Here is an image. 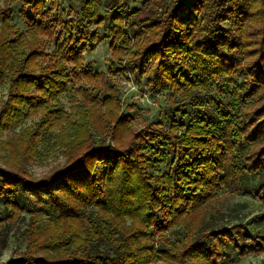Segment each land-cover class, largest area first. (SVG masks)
Returning a JSON list of instances; mask_svg holds the SVG:
<instances>
[{
	"label": "trees",
	"instance_id": "1",
	"mask_svg": "<svg viewBox=\"0 0 264 264\" xmlns=\"http://www.w3.org/2000/svg\"><path fill=\"white\" fill-rule=\"evenodd\" d=\"M3 1L0 88L8 85V92L0 106V251L6 247L1 225L24 211L31 215L24 252L6 264H235L250 256L264 258V235L244 223L221 228L198 223L173 240L163 236L185 226L222 188L264 205V0H148L132 10L131 0H109L108 9L115 12L109 43L114 63L139 74L150 65L181 92V100L197 90L209 92L213 84L219 91L232 84L236 103L254 95L258 104L224 122L200 111L187 125L146 133L119 114L121 105L110 103L101 117L111 127L112 142L103 137L97 144L85 128L65 165L40 179L25 169L34 160L30 135L22 133L25 147L20 138L3 136L22 123L27 110L41 112L42 129L58 127L48 120L50 113L62 111L58 98L74 78L92 80L83 70L84 45L99 41V33L77 30L78 20L65 22L66 42L58 41L59 32L53 51L44 52L40 36L52 39V26L33 14L26 16V32H18L10 21L11 6L20 0ZM23 1L43 5V0ZM97 2L82 0V14L101 26L106 16L97 15ZM113 95L103 100L109 103ZM153 139L161 141L157 163L172 149L174 166L167 172L155 165L149 170L143 143ZM257 221L264 225V214Z\"/></svg>",
	"mask_w": 264,
	"mask_h": 264
},
{
	"label": "rangeland",
	"instance_id": "2",
	"mask_svg": "<svg viewBox=\"0 0 264 264\" xmlns=\"http://www.w3.org/2000/svg\"><path fill=\"white\" fill-rule=\"evenodd\" d=\"M147 1L131 0L128 5L132 10L140 8ZM108 2L109 0H98L95 7L98 16H106V21L101 26L95 23V18L90 19L91 17L82 14V0H43V5L35 8L20 0L11 6L10 23L15 26L18 32H26L28 28L26 16L33 14H36L37 21H41L44 25L50 24L56 32L52 39L40 36L39 50L41 51L48 53L53 51L59 32H61V37L58 41L65 40L64 42H66L69 33L63 23L73 20L79 21L76 24L73 23L77 30L82 27L97 30L100 38L99 41L84 45L83 70L89 71L93 75L92 80L74 78L66 93L58 98L59 108L62 111L50 113L48 120H51L53 124H59L58 127L52 128L50 131L42 129L40 124L44 116L41 112L27 110L22 123L11 133L3 136L6 138L5 140L20 138L25 147L24 144L28 142L27 135L22 133L27 132L30 135L34 160L28 161L25 164V169L37 179L48 176L65 165L70 148L80 143L84 138L85 128L97 144L103 137L106 143H111L110 137H107L111 132V127H107L101 114L110 110L111 104L114 102L121 105L119 114L131 118L133 129L146 133L159 128L169 130L173 123L187 125L193 116L199 115L200 111L208 112L219 122H224L230 119L234 112H238L242 108L250 109L252 105L258 104L254 95L243 99L241 104L236 103L232 84L223 86L220 91L216 90V84H213L209 86V92L203 93L197 90L190 99L181 100V92L171 86V83L166 81L159 72L152 70L150 65L145 68L142 74H139L130 65L119 66L114 63L109 43L112 37L111 29L115 24L111 21V17L115 12L108 9ZM4 7L6 4L0 0V10ZM56 20L62 21V24L56 25ZM129 36L133 40L135 33L130 32ZM82 45L83 42L77 44L78 47ZM136 47L138 49L140 46ZM122 57L123 60L127 59L126 56ZM113 68L118 69L115 74H112ZM237 82L241 83L242 78H237ZM7 92L8 85L0 88V106L6 99ZM108 93L114 94L109 103L106 102L108 98L103 100V97H106ZM113 111H115L114 108ZM222 114H227V117L223 118ZM179 131H181V127ZM159 142H161L159 139H153L143 143L144 150L150 159L149 170L151 171L155 165L162 172H167L174 166L171 164L172 149L169 148V155L165 162L157 163L159 157L155 151ZM151 146L155 147L151 148ZM21 149L22 146L18 150L21 151ZM24 151L25 148L22 149V153ZM52 206L59 210L56 205ZM78 208L81 207L78 206ZM87 212V209L82 210L83 214ZM262 214H264V205L256 199L245 194H230L222 188L220 192L200 206L191 218L187 219L183 226L186 228H172L163 236L173 240L176 236L175 233L191 231L198 223H200V228H221L244 223L252 232L264 235V225L257 221V218ZM30 222L31 215L24 211L15 221H5L1 225L6 234V247L0 251V264H6L10 258L24 252L28 241L26 230ZM127 224H129L128 221ZM159 237L160 234H157L154 240L156 241ZM263 262V256H250L238 260L235 264H263ZM153 264L163 263L155 262Z\"/></svg>",
	"mask_w": 264,
	"mask_h": 264
}]
</instances>
